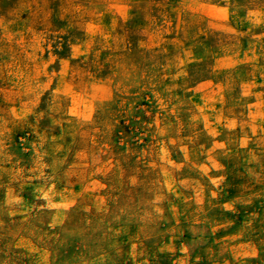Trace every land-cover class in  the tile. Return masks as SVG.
I'll return each mask as SVG.
<instances>
[{
    "label": "rangeland",
    "instance_id": "obj_1",
    "mask_svg": "<svg viewBox=\"0 0 264 264\" xmlns=\"http://www.w3.org/2000/svg\"><path fill=\"white\" fill-rule=\"evenodd\" d=\"M262 3L0 0V264H264Z\"/></svg>",
    "mask_w": 264,
    "mask_h": 264
},
{
    "label": "trees",
    "instance_id": "obj_2",
    "mask_svg": "<svg viewBox=\"0 0 264 264\" xmlns=\"http://www.w3.org/2000/svg\"><path fill=\"white\" fill-rule=\"evenodd\" d=\"M255 5L261 7L263 5L262 0H245L246 10L254 16L257 15ZM260 37L264 40V19L262 20L260 28ZM81 127V124L77 122L74 130L76 132V141L80 144H84L85 147H89V155L85 159L86 166L90 169H94L96 173L100 175L101 180L106 181L109 174L115 184H122L119 176H122L123 168L129 162L122 160L116 161L109 158L96 142L88 135L84 134V129ZM84 140H87V142H84Z\"/></svg>",
    "mask_w": 264,
    "mask_h": 264
}]
</instances>
